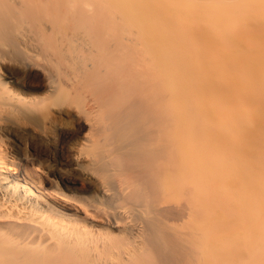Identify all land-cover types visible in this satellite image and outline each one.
<instances>
[{"label":"bare ground","instance_id":"6f19581e","mask_svg":"<svg viewBox=\"0 0 264 264\" xmlns=\"http://www.w3.org/2000/svg\"><path fill=\"white\" fill-rule=\"evenodd\" d=\"M0 264H264V0H0Z\"/></svg>","mask_w":264,"mask_h":264},{"label":"rangeland","instance_id":"374dc122","mask_svg":"<svg viewBox=\"0 0 264 264\" xmlns=\"http://www.w3.org/2000/svg\"><path fill=\"white\" fill-rule=\"evenodd\" d=\"M181 217V218H180ZM167 218V222L168 224L172 225V226H182L186 223L187 220H185V218L187 219L186 215H176L173 212H168L166 215ZM178 219V220H177ZM182 219V220H181ZM184 220V221H183ZM175 221V222H174ZM177 222V224H176ZM182 222V223H181Z\"/></svg>","mask_w":264,"mask_h":264}]
</instances>
